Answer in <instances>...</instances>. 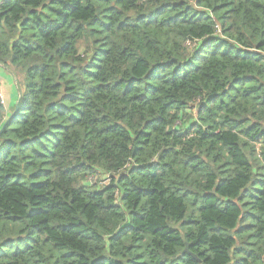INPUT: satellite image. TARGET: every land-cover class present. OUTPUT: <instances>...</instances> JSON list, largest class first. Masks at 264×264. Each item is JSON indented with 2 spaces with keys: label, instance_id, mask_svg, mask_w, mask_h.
<instances>
[{
  "label": "trees",
  "instance_id": "obj_1",
  "mask_svg": "<svg viewBox=\"0 0 264 264\" xmlns=\"http://www.w3.org/2000/svg\"><path fill=\"white\" fill-rule=\"evenodd\" d=\"M0 66V264H264V0H0Z\"/></svg>",
  "mask_w": 264,
  "mask_h": 264
},
{
  "label": "rangeland",
  "instance_id": "obj_2",
  "mask_svg": "<svg viewBox=\"0 0 264 264\" xmlns=\"http://www.w3.org/2000/svg\"><path fill=\"white\" fill-rule=\"evenodd\" d=\"M5 88H3V95L5 97V100H6V114H9V111H10V107L15 104L16 102V97H17V92H16V89H15V84L13 82V80H11V85H10V88L8 87L7 90H4ZM11 94V96H10ZM191 108L193 109L192 111H195V105H192ZM8 116V115H7Z\"/></svg>",
  "mask_w": 264,
  "mask_h": 264
},
{
  "label": "crops",
  "instance_id": "obj_3",
  "mask_svg": "<svg viewBox=\"0 0 264 264\" xmlns=\"http://www.w3.org/2000/svg\"><path fill=\"white\" fill-rule=\"evenodd\" d=\"M11 80L12 77L7 72L4 71L2 66H0V82L2 84V87L5 88L4 90H7L8 87L10 88Z\"/></svg>",
  "mask_w": 264,
  "mask_h": 264
},
{
  "label": "water",
  "instance_id": "obj_4",
  "mask_svg": "<svg viewBox=\"0 0 264 264\" xmlns=\"http://www.w3.org/2000/svg\"><path fill=\"white\" fill-rule=\"evenodd\" d=\"M17 107H18V101H16V103H15V109H14V111L17 109ZM5 124H6V122L3 124V126L1 127V129H0V133H1V131H2V129L4 128V126H5Z\"/></svg>",
  "mask_w": 264,
  "mask_h": 264
},
{
  "label": "built area",
  "instance_id": "obj_5",
  "mask_svg": "<svg viewBox=\"0 0 264 264\" xmlns=\"http://www.w3.org/2000/svg\"><path fill=\"white\" fill-rule=\"evenodd\" d=\"M1 88V87H0ZM0 94H1V96H2V102L4 101V98H3V95H2V93H1V89H0Z\"/></svg>",
  "mask_w": 264,
  "mask_h": 264
}]
</instances>
